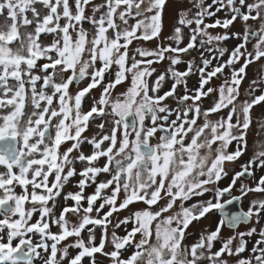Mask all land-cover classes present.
<instances>
[{"label":"snow or ice","instance_id":"6c2138e0","mask_svg":"<svg viewBox=\"0 0 264 264\" xmlns=\"http://www.w3.org/2000/svg\"><path fill=\"white\" fill-rule=\"evenodd\" d=\"M186 2L165 33L168 0H0V264H264V198L185 243L225 194L264 196V140L228 167L264 105V0Z\"/></svg>","mask_w":264,"mask_h":264},{"label":"flooded vegetation","instance_id":"af4514ba","mask_svg":"<svg viewBox=\"0 0 264 264\" xmlns=\"http://www.w3.org/2000/svg\"><path fill=\"white\" fill-rule=\"evenodd\" d=\"M177 26H179V24H177ZM231 30L236 31V29H235L234 27H232ZM183 31L185 32V34L187 33V30L183 29ZM242 32H243V31H242ZM231 40H232V39H231ZM229 41H230V40H229ZM249 49H250V48H249ZM226 58H227V57H225V59H226ZM184 59L187 60L188 58H187V57H184ZM262 62H263V60L260 61V63H262ZM215 63H216V61H213V64H215ZM166 64H167V60L164 61V64H162V65H155V67H157V68L163 70V68H164V66H165ZM256 67H257V65H252V66H250V67L247 69L248 80H246V81L244 82V87H247L248 83H250L251 80L253 79V77L255 76V69H256ZM185 68H186V65H185L184 63H181V64L178 65V69H179V70H185ZM227 71H228V70L226 69V70H225V74H226V75H227ZM153 79H154V77H153ZM223 79H224L223 77H221L220 79H215V78H214V79L212 80L211 83H212V85H216V86H218V85H220V84L223 82ZM187 83H188L189 88L194 87V86L196 85V77H195V76L189 77ZM169 85H170V82H169L168 85H165V90L168 89ZM260 87H261V88H264V85H261ZM181 94H182V89H178L176 95L179 96V95H181ZM259 94H260V92H259V90H258L257 93H256V95H259ZM215 95H216V93H213V96H215ZM167 103L170 104V105L173 106V107L176 106L174 100H168ZM203 103H204L205 107H207V106L210 105V100H209V99H205V100L203 101ZM263 111H264V106H263V105L255 106V107L251 110L252 123H251L250 128L248 129V133H247L248 151L245 152L240 158H238V160H237L235 163H231V164H229L228 167H229L230 169H234V170H236V171L241 170V165H243L245 162H247V161L249 160V158L252 156V153L250 152V142H251V140L249 139L248 136L251 134L252 129L255 130L256 128H258V120L260 119L261 115L263 114ZM221 115H226V110H225V111H222ZM173 118H175V117H173ZM157 135H159V133H158ZM152 143H156V141L153 140ZM233 147H234V145L230 146V150H231ZM249 155H250V156H249ZM233 165H234L236 168H235ZM77 167H78V169H79L80 167H83V165L77 164ZM258 171H260V170H259V169L256 170V176H257V178L259 177V175L264 174V172H261V173H259V174L257 175V172H258ZM232 174H233V173L230 172V175H229L228 178H224L223 180H221V181L219 182V186H220V187H225V186H227V184L230 182V176H231ZM78 178H79V177H78ZM99 179H100V180H104V179H106V177H105L104 175H101ZM248 181H250V180H249V179H242L241 181H239L238 184H237V186H236V188L232 189V195H233V196L238 195L239 193H238L237 189H238V187H239V184L245 182L246 185H248ZM71 188H72V184L70 183L69 186H68V188L65 189V192L68 191V190L71 189ZM92 191H93V188H92L91 186H89V187L86 188V192H87V193H91ZM207 198H208L207 196L203 197V199H207ZM230 199H231V197H230L228 194H225V195L221 198V201H220V202H221L222 205H224V204H227V201H229ZM193 202H194L193 200H190V201L187 202V204L190 205V204L193 203ZM68 203L71 204L72 202L69 201ZM178 203H179V202H177V209H178ZM239 205H240L241 209L244 210V211H246V210L248 209L247 202H246V197L243 198L242 202H239ZM85 206H86V203H85ZM142 206H143V205H142V204H139V203L133 205L134 208H140V207H142ZM220 219H221V215H220V213H219V209H214V210H212V212H211L210 214H207V216H206L205 218H202L199 222L193 223L192 226L188 229L189 233H192V235H189V237H188V239L185 241V243H190V242L195 241L196 238H197V235H198L199 231H200L203 227L208 226L209 224L212 226V224H213V228H214L215 225H216V223H217ZM202 222H203V223H202ZM206 222H207V223H206ZM262 222H263V219L260 221V224L258 225V227H262V226H263V225L261 224ZM211 223H212V224H211ZM246 226H247V225H246ZM246 226H245V224H241V225H239V230L242 229V230H240V231H243V229H246ZM223 230H224V231H227V232H223V231H222L221 235L224 236V237H227V235H231V234H232V233H231V230L228 229L227 227H224ZM226 233H227V234H226ZM99 234H100V233H97V243H98ZM258 238H259V237H256V239H258ZM252 241H253V240L251 239V242H250L249 245H248L249 248H251V246H252ZM219 247H220V246H218L217 248H219ZM245 255H248V253H245Z\"/></svg>","mask_w":264,"mask_h":264},{"label":"rangeland","instance_id":"374dc122","mask_svg":"<svg viewBox=\"0 0 264 264\" xmlns=\"http://www.w3.org/2000/svg\"><path fill=\"white\" fill-rule=\"evenodd\" d=\"M168 4L167 6L165 7L164 11H163V23H164V31L165 33H168L173 27L177 26L178 24V9L176 7L173 6V3H172V0H168ZM208 2L210 3L211 0H208ZM249 2H252V0H249ZM183 7L187 8V7H190V5L187 4L186 0H185V4L183 5ZM216 18H220V19H223L225 18V13L223 11H221L220 13L217 14V17ZM211 22V21H209ZM249 23L251 24L252 21H249ZM85 27H88V25H85ZM236 31H240L242 33L243 31V27L241 25V22L238 20L235 22L234 26H233ZM185 30H187L185 28ZM188 31V30H187ZM211 32H213L214 34L215 33H219L222 31V29L220 28H215V29H210ZM240 41L236 40V39H232L230 41L227 42V46L228 48L230 49L231 47H233L235 44L239 43ZM153 44H155V41H153L152 43H149L147 46L148 47H152ZM133 47H135V45H133ZM249 48L252 47L251 44L248 45ZM207 55V53H206ZM261 64H264V60ZM254 78V77H253ZM257 93V92H256ZM94 95L96 94L95 92L93 93ZM264 106V105H263ZM85 107H87V105H85ZM259 124H264V111H263V114L261 115L260 119L258 120ZM259 124H258V128H256L255 130L252 129V132L251 134L248 136L249 139L251 140L250 142V152L252 153L253 152V149L255 147V143L259 140H264V134H261V129L259 127ZM87 134V133H86ZM84 151L86 153H88L90 151V147L88 145H84ZM250 156V155H249ZM234 166V165H233ZM235 167V166H234ZM78 168V167H77ZM81 168V167H80ZM236 168V167H235ZM261 172H264L262 170L258 171L257 172V175ZM100 178V177H99ZM76 179H78V177H76ZM244 184H246L245 182H243ZM248 186H253L254 185L252 184V181H248ZM264 198V196H261L260 194L258 193H251L249 194L248 196H246V202H247V206L249 207V204H250V201L253 199V198ZM232 203V202H231ZM230 203V204H231ZM230 204H225V207L228 208L227 210H231L230 208ZM241 209V208H240ZM242 210V209H241ZM125 215L124 212H120L119 213V216L122 218L123 216ZM115 219V218H114ZM262 219H263V222L261 223L263 226H264V214H262ZM261 219V220H262ZM203 223V222H202ZM207 223V222H206ZM212 224V223H211ZM246 226V225H245ZM257 228L258 225H256ZM208 227H211L213 228V224L212 226L209 224ZM247 227V226H246ZM242 230V229H240ZM245 230V229H243ZM118 233H122L123 229H119L117 230ZM223 232H227V231H224L222 229ZM97 233H99V230H97ZM227 234V233H226ZM86 235V233H85ZM229 236V235H227ZM256 237L258 236H253L251 239L253 240L252 242H254L256 240ZM220 246L219 244L216 245V248ZM97 259L102 261L103 264H108V261L106 259H104V257L102 255H99L97 256Z\"/></svg>","mask_w":264,"mask_h":264},{"label":"water","instance_id":"95a60500","mask_svg":"<svg viewBox=\"0 0 264 264\" xmlns=\"http://www.w3.org/2000/svg\"><path fill=\"white\" fill-rule=\"evenodd\" d=\"M5 144H6L5 141H0V148H3L5 146ZM230 208H231V210H227L228 208H226L225 204H224L223 207L221 209H219V213L221 215H230L232 213L241 211L240 206H239V201H236V200L232 201V203L230 204Z\"/></svg>","mask_w":264,"mask_h":264},{"label":"bare ground","instance_id":"6f19581e","mask_svg":"<svg viewBox=\"0 0 264 264\" xmlns=\"http://www.w3.org/2000/svg\"><path fill=\"white\" fill-rule=\"evenodd\" d=\"M169 2V1H168Z\"/></svg>","mask_w":264,"mask_h":264}]
</instances>
